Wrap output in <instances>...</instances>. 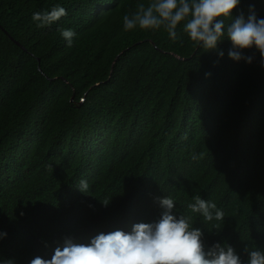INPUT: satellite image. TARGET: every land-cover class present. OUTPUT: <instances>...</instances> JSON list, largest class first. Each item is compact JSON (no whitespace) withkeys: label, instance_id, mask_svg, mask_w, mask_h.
I'll use <instances>...</instances> for the list:
<instances>
[{"label":"trees","instance_id":"1","mask_svg":"<svg viewBox=\"0 0 264 264\" xmlns=\"http://www.w3.org/2000/svg\"><path fill=\"white\" fill-rule=\"evenodd\" d=\"M139 3L148 0H0V262L51 259L66 239L155 223L167 196L173 215L202 230L205 251L227 242L245 262V246L264 251L259 52L234 61L229 40L206 51L182 26L175 41L124 31ZM55 5L67 15L36 27L33 13ZM250 5L264 18V0H240L232 19ZM60 29L76 33L71 47ZM197 195L224 220L190 213Z\"/></svg>","mask_w":264,"mask_h":264},{"label":"clouds","instance_id":"2","mask_svg":"<svg viewBox=\"0 0 264 264\" xmlns=\"http://www.w3.org/2000/svg\"><path fill=\"white\" fill-rule=\"evenodd\" d=\"M240 0H148L147 5L139 3L132 14L123 16V30L131 31L137 27L144 31L163 30L169 39H178L177 29L187 34L195 47L214 50L225 38L232 44L229 58L252 63L253 56H244L242 50L255 48L264 66V18L258 19L254 6L249 7L247 19L241 13L232 19V11ZM66 9L55 5L50 11L33 13L31 20L36 27L50 26L66 16ZM225 20L230 22L226 25ZM61 36L71 47L76 33L71 29H60ZM224 53L219 52L223 57ZM210 75V73H207ZM197 159L196 155L192 157ZM81 192H87L89 184L82 179L78 183ZM164 210L155 223H136L131 232L116 230L107 234L100 233L89 243H74L66 239L64 246L56 247L51 259L39 256L30 264H264V251H243L247 261H243L234 248L227 242H216L205 251L204 234L193 227V217L172 214L175 207L173 198H157ZM187 205L190 213L199 214L205 223L221 222L225 214L215 202L194 196ZM106 206L109 201H104ZM216 223L213 228H219ZM6 233H0V238ZM0 264H14L5 260Z\"/></svg>","mask_w":264,"mask_h":264},{"label":"water","instance_id":"3","mask_svg":"<svg viewBox=\"0 0 264 264\" xmlns=\"http://www.w3.org/2000/svg\"><path fill=\"white\" fill-rule=\"evenodd\" d=\"M17 42V41H16Z\"/></svg>","mask_w":264,"mask_h":264}]
</instances>
